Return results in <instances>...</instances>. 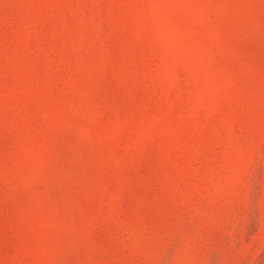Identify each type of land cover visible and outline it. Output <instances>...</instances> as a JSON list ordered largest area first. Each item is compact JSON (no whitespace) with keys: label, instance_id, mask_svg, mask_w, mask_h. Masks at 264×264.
Masks as SVG:
<instances>
[{"label":"rangeland","instance_id":"rangeland-1","mask_svg":"<svg viewBox=\"0 0 264 264\" xmlns=\"http://www.w3.org/2000/svg\"><path fill=\"white\" fill-rule=\"evenodd\" d=\"M0 264H264V0H0Z\"/></svg>","mask_w":264,"mask_h":264}]
</instances>
